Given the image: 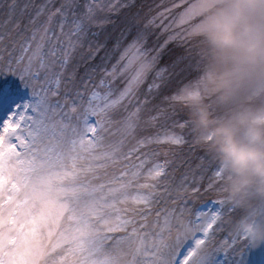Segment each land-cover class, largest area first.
Wrapping results in <instances>:
<instances>
[{
  "label": "snow or ice",
  "instance_id": "snow-or-ice-1",
  "mask_svg": "<svg viewBox=\"0 0 264 264\" xmlns=\"http://www.w3.org/2000/svg\"><path fill=\"white\" fill-rule=\"evenodd\" d=\"M199 4L0 0V264H264L194 140Z\"/></svg>",
  "mask_w": 264,
  "mask_h": 264
},
{
  "label": "clouds",
  "instance_id": "clouds-1",
  "mask_svg": "<svg viewBox=\"0 0 264 264\" xmlns=\"http://www.w3.org/2000/svg\"><path fill=\"white\" fill-rule=\"evenodd\" d=\"M208 6L209 0H204ZM203 36L212 50L214 71L210 82L227 87L235 75L264 78V0H214ZM199 124L209 129L211 119L202 112ZM215 149L228 176L222 193L229 206L252 209L248 193L255 191L264 200V125L254 122L247 129L246 141L236 138L230 129L209 131ZM187 223V222H186ZM228 227L256 245L264 244V211L246 212L231 219Z\"/></svg>",
  "mask_w": 264,
  "mask_h": 264
},
{
  "label": "rangeland",
  "instance_id": "rangeland-1",
  "mask_svg": "<svg viewBox=\"0 0 264 264\" xmlns=\"http://www.w3.org/2000/svg\"><path fill=\"white\" fill-rule=\"evenodd\" d=\"M153 3V0H137V4ZM202 9V30L199 36V58L201 59V77L197 88L193 90L194 95L189 101L191 127L194 131V140L199 147L204 149L220 166L223 172V188L226 191L228 176L223 167L219 153L212 149L206 150L207 146L213 142L209 131L216 128H227L232 131L238 140L246 141L247 129L254 122H261L264 125V78L253 76L235 75L227 87L218 88L210 82V75L214 71V57L212 50L206 43L203 36V28L206 23L209 11L216 7L214 0H209L208 6H205L204 0L199 4ZM163 39V37L161 38ZM182 50L177 45L169 46V51ZM7 79L14 80L20 88L21 95L26 94L27 90L23 88L21 82L15 77ZM202 112L208 113L211 119L209 129H204L199 124V117ZM248 200L254 205L252 209L244 207H235L240 210V215L246 212L255 213L264 211V200H261L256 192L248 193ZM238 216V217H239ZM251 256L257 262L264 258V244L253 249Z\"/></svg>",
  "mask_w": 264,
  "mask_h": 264
},
{
  "label": "trees",
  "instance_id": "trees-1",
  "mask_svg": "<svg viewBox=\"0 0 264 264\" xmlns=\"http://www.w3.org/2000/svg\"><path fill=\"white\" fill-rule=\"evenodd\" d=\"M181 53H182V50H179V51L171 50V51H169V53L165 55L164 60H163L162 63H170L172 58H174V57H176V56H179ZM190 118H191V117H190ZM191 119H192V118H191ZM210 145H211V144H209V145L207 146L206 150H209ZM209 151H210V150H209Z\"/></svg>",
  "mask_w": 264,
  "mask_h": 264
}]
</instances>
